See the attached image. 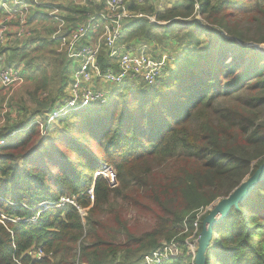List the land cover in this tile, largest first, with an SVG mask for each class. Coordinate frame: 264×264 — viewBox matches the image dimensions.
<instances>
[{
	"label": "trees",
	"instance_id": "16d2710c",
	"mask_svg": "<svg viewBox=\"0 0 264 264\" xmlns=\"http://www.w3.org/2000/svg\"><path fill=\"white\" fill-rule=\"evenodd\" d=\"M70 8L67 18L84 13ZM130 9L163 24L135 21L118 44L172 42L191 58L153 86H122L116 101L58 117V127L45 120L43 135L36 124L0 131L15 132L0 146V264H145L164 243L183 255L161 264H192L195 221L198 237L206 209L264 164V56L245 47L264 45V0ZM108 62L99 57L102 70ZM100 163L115 187L94 178ZM65 197L74 205H60ZM117 202L150 226L138 231ZM204 264H264V181L213 226Z\"/></svg>",
	"mask_w": 264,
	"mask_h": 264
},
{
	"label": "built area",
	"instance_id": "2783aa9c",
	"mask_svg": "<svg viewBox=\"0 0 264 264\" xmlns=\"http://www.w3.org/2000/svg\"><path fill=\"white\" fill-rule=\"evenodd\" d=\"M183 0H0V50L6 47L10 40L23 41L27 38L40 35L49 26L35 28L30 18L34 10L50 12L53 5L69 6L83 9L84 13L75 17L72 26L68 29L64 41L63 59L67 65V81L63 85V97L57 101L45 116L47 125L54 122L68 112L81 109H92L105 106L117 97L116 92L122 86H153L159 79L164 78L169 65L165 55L155 56L151 50L156 48L154 43L128 45L118 44L124 28L139 20H147L150 24L161 25L154 14L148 15L142 11L130 9V6L148 4L149 7L161 12L168 6L177 5ZM66 17L67 14H64ZM196 18L199 15L196 13ZM13 28V29H12ZM245 47H249L245 45ZM264 45H252L255 51L264 52ZM165 53V52H163ZM153 54V55H152ZM108 60L106 70H102L99 57ZM26 77L22 69L16 65H0V90L12 91L22 86ZM106 85L113 87L114 97L106 92ZM10 93L6 96L9 98ZM116 94V95H115ZM47 94L42 95V97ZM50 121V122H49ZM31 124L39 126L40 131L46 127L34 118L19 128ZM22 130V129H21ZM1 131V130H0ZM15 132L7 136H0V146L14 136ZM106 179L111 188L117 185L116 176L111 167L100 165L94 172V178ZM92 192L89 191V194ZM72 204V200L65 197L60 199V205ZM82 214V211L80 210ZM83 215V214H82ZM35 220V219H34ZM33 220V221H34ZM9 221V220H8ZM198 220L194 223L193 234L186 239L188 252L195 259L197 244ZM182 251L174 244H163L157 251L144 257L145 264H161L172 258L182 257ZM32 258L40 260L43 254L30 253ZM192 260V264L194 261Z\"/></svg>",
	"mask_w": 264,
	"mask_h": 264
},
{
	"label": "rangeland",
	"instance_id": "374dc122",
	"mask_svg": "<svg viewBox=\"0 0 264 264\" xmlns=\"http://www.w3.org/2000/svg\"><path fill=\"white\" fill-rule=\"evenodd\" d=\"M43 10V9H38ZM50 13L47 15H44L45 22L50 23L49 29L55 33V40L59 42L58 47V53L53 52V59L46 60L49 63H53L52 68L53 71L51 72L52 77L49 78L48 82L46 79H44L46 76H42L37 82L28 83V81L16 88V90L12 91V93L8 91H3V94H0V130H3L2 132L7 133V130H9L11 127H17L20 125L21 121H19V118H22V120L29 121L31 119H35L43 124V122L46 119V115L50 111V109L54 106L55 102L60 100V96L63 97V85L67 81V65L65 60L63 59V48H64V41L67 36L68 29L70 26H72V22L75 20V17H78L79 15L73 17V18H67L64 16V14H69L71 12H74L71 10L69 6H62V5H53L51 9H49ZM42 16V15H41ZM196 18V17H195ZM199 22L203 21L199 18H196ZM44 21L43 19H40ZM55 28V29H53ZM57 38V39H56ZM248 44L256 45L253 43H246ZM156 45V48L152 49L151 51L154 52L156 49L159 51L161 56L165 55L166 62L169 66L173 67L177 61L175 59L178 58H191L190 54H187V50L184 47L178 46L173 44L172 42H167L164 45ZM264 48V47H263ZM165 52V53H163ZM264 56V53H260ZM153 55V54H152ZM41 56V55H40ZM42 60V59H41ZM180 63V61H178ZM182 64V61H181ZM183 65H185V61H183ZM28 78V76H27ZM105 89L106 92L110 93L113 92V87L110 85H106ZM61 91L60 96L58 95L59 91ZM9 95V98H6V96ZM42 93H47V96L42 97ZM115 91L113 93H110V96L112 95L114 97ZM118 95V92H116ZM115 94V95H116ZM117 100V97L115 98ZM113 99V100H115ZM115 100V101H116ZM113 101V102H115ZM52 105V106H51ZM16 120V121H15ZM50 122V121H49ZM50 124H53L57 126V122H50ZM17 125V126H15ZM58 127V126H57ZM41 135L45 133V131L42 129L40 131ZM103 163H100L102 165ZM99 165V167H100ZM98 167V169H99ZM251 177V176H250ZM250 177H247L243 180L242 183L250 179ZM216 203H219L220 200H216ZM113 208L115 210L121 208L120 202L112 203ZM210 207L206 209V214H209ZM122 215L125 220L129 222H133V220H137L139 223V230L141 231L145 228H148L149 222L147 221L146 217H142L140 214H137V211L133 208H127L126 206H123L121 208ZM203 212L200 216L204 215ZM83 216L85 215V212L82 211ZM197 239L194 240V244L198 245L199 236L196 237ZM198 248V247H197ZM195 255V254H194Z\"/></svg>",
	"mask_w": 264,
	"mask_h": 264
},
{
	"label": "crops",
	"instance_id": "0c3cea01",
	"mask_svg": "<svg viewBox=\"0 0 264 264\" xmlns=\"http://www.w3.org/2000/svg\"><path fill=\"white\" fill-rule=\"evenodd\" d=\"M49 13L42 10H34L30 18L35 28L45 26L47 24V21L45 22L44 20V15ZM40 19H43L44 21ZM48 25H50V23H48ZM48 28L49 26H47L40 35L27 38L23 41L10 40V43L0 51V65H8L10 58L14 56L15 61L11 65H16L22 69V72L26 77V82L28 81V83H30V81L32 82L33 79V84L34 82H37L42 76H46L44 79H46L48 82L49 78L52 77L51 72L53 71V63H49L46 60L53 59V49H55V52L58 53L60 42V40L59 42L55 40V33L52 34L53 30L51 31ZM154 53L155 56L159 55L158 52ZM1 93L3 94L2 90H0V94ZM44 94L47 93H42L41 95ZM19 121H21L20 125L15 126L20 127L28 122L22 120V118H19Z\"/></svg>",
	"mask_w": 264,
	"mask_h": 264
},
{
	"label": "water",
	"instance_id": "95a60500",
	"mask_svg": "<svg viewBox=\"0 0 264 264\" xmlns=\"http://www.w3.org/2000/svg\"><path fill=\"white\" fill-rule=\"evenodd\" d=\"M248 46L250 47L252 44H248ZM262 181H264V164L227 198L220 200L217 204L214 202L210 205L209 214L202 221V231L198 238L194 264H204V253L210 242L213 226L224 219L230 208H237L238 204L248 197L252 189Z\"/></svg>",
	"mask_w": 264,
	"mask_h": 264
},
{
	"label": "bare ground",
	"instance_id": "6f19581e",
	"mask_svg": "<svg viewBox=\"0 0 264 264\" xmlns=\"http://www.w3.org/2000/svg\"><path fill=\"white\" fill-rule=\"evenodd\" d=\"M216 203V202H215ZM217 204V203H216Z\"/></svg>",
	"mask_w": 264,
	"mask_h": 264
}]
</instances>
